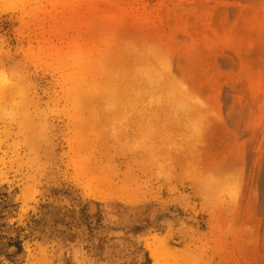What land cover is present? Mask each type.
Instances as JSON below:
<instances>
[{"label": "rangeland", "instance_id": "374dc122", "mask_svg": "<svg viewBox=\"0 0 264 264\" xmlns=\"http://www.w3.org/2000/svg\"><path fill=\"white\" fill-rule=\"evenodd\" d=\"M264 0H0V264H264Z\"/></svg>", "mask_w": 264, "mask_h": 264}, {"label": "bare ground", "instance_id": "6f19581e", "mask_svg": "<svg viewBox=\"0 0 264 264\" xmlns=\"http://www.w3.org/2000/svg\"><path fill=\"white\" fill-rule=\"evenodd\" d=\"M263 185H264V183H263ZM263 189H264V187H263ZM264 198V197H263Z\"/></svg>", "mask_w": 264, "mask_h": 264}]
</instances>
